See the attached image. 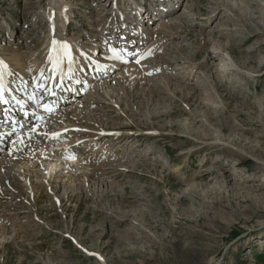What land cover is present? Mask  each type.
<instances>
[{
	"label": "rangeland",
	"instance_id": "rangeland-1",
	"mask_svg": "<svg viewBox=\"0 0 264 264\" xmlns=\"http://www.w3.org/2000/svg\"><path fill=\"white\" fill-rule=\"evenodd\" d=\"M56 1L72 16L64 36L92 55L98 53L93 57L104 62H89L96 66L109 62L107 55L101 54L107 35L101 37L93 30L96 16L102 22L111 20L107 27L113 19L124 22L132 12L135 19L137 10L130 11L135 1L142 8L151 3L0 0L1 53L32 58L47 66L43 54L50 52L53 44H47L49 26L44 13ZM119 4L123 7L119 16L112 14ZM161 5L167 6L168 13L162 11L166 15L153 25L155 31L162 24L159 37L146 28L142 32L147 33L148 44L134 43L143 51L151 48L150 56L140 61L145 70H154L133 68L137 78L129 82L126 75H120V84H114L108 98L93 91L60 107L50 118V127H45L60 130L63 139L56 136L49 146L29 152L28 159H33L29 165L11 170L25 171L32 186L39 184L38 206L27 194L32 186L19 179L23 193L14 195H24L20 206H14L15 211L2 210V214L16 212L18 216L0 222V264H264V30L255 32L247 25L249 20L262 24L264 0H171ZM127 21L130 24L120 29L127 28V34L132 35L130 27L135 22ZM167 21L175 22L168 26ZM114 25L108 28L119 27ZM97 29L101 30L100 26ZM55 30L58 27L53 28L54 34ZM54 39L59 41L56 36ZM228 56L232 68L223 65L222 59ZM2 60L9 63L4 55ZM10 69L20 78H9L17 89L25 79ZM47 75L41 76L43 82H48ZM38 77L28 78L21 87L31 90ZM89 98L100 102L87 109ZM106 100L118 102L121 115L104 105ZM81 107L85 114L77 115ZM73 112L91 122L86 126L93 129V124L99 125L97 121L106 123L108 131L116 129L112 125H120L89 155L111 145L119 148L123 141L114 143L113 138L124 133L144 157L127 153L130 158L116 161L118 168L112 176L127 169L129 174L115 180L97 176L96 180L89 169L107 159L90 166L86 161L76 165L88 156L83 148L90 139L70 143L74 136L69 139L64 133L69 128L62 123H70L65 118ZM57 117L64 119L55 122ZM74 123L88 128L79 120ZM6 146H0V153L7 154ZM48 159L61 168L52 177L45 170ZM68 161L77 167L69 166ZM139 162L143 166L139 167ZM68 173L80 175L76 177L80 180L71 185L65 176ZM5 184L15 186L8 176ZM3 202L17 201L12 195Z\"/></svg>",
	"mask_w": 264,
	"mask_h": 264
},
{
	"label": "bare ground",
	"instance_id": "bare-ground-1",
	"mask_svg": "<svg viewBox=\"0 0 264 264\" xmlns=\"http://www.w3.org/2000/svg\"><path fill=\"white\" fill-rule=\"evenodd\" d=\"M52 5L53 6H49L48 9L44 13V18L47 20L48 26H49L48 29L46 30L47 32H46V35H45V37L48 38L47 44H53L55 36L60 40L61 47H62V45L66 44L68 46V48L67 49H63L62 48V51L66 53V56L63 55L64 62L65 63L70 62V65H71L70 69H74V73H72V71H68V72L65 73L64 78H68L69 81L70 80L72 81V79H73L72 75H74V74L76 75L77 74V76H76L77 77L76 78L77 81L76 82L81 83L80 78L85 79V81H86L85 82L86 88L84 86H82L80 88V90L77 87H74L72 85V83L74 84V82H72L71 84H68V88L69 89L66 90V92L64 93V95L67 94L66 97L64 98V101H63L64 104H67L68 102L73 103L74 101H76V100H73V98H74V94L73 93H74V91H77V92L80 93L81 90L83 89V87H84V91L88 92L91 89L89 91L91 94L94 91V93H98V94L108 98L109 95H111V92L113 91L112 88L114 87V84L115 85L120 84V82H121L120 81V75H123V76L126 75L127 80L129 82H133L138 76V75L136 76L135 70H133V68L142 70L144 72H146L148 70L149 71L154 70V69L145 70L144 65H142L143 61L142 62L140 61V59L143 58V56H145V57H148V55L150 56L149 52H151V48L148 49V50L142 51L141 56L138 57L134 61L135 63H137L139 65L134 64V63L128 64L129 61L133 57V51H130V53H128L129 56H127L125 51L124 52L123 51L120 52L119 50H113V52H115V54H113V55H111L109 57L107 56V58H109V62L105 63L104 66H96V65L89 64V62L102 63V62H104V60L103 59L99 60L98 58L93 57L94 55H92V53H90L89 51H87L84 48H82L77 41H74L71 38H68V37L64 36V34L67 33L66 30H67L68 26L70 25L69 23H70V20H71L72 16L69 13H66L69 9L64 7V5L60 4L58 1H56ZM118 6H120V7H116L117 10L115 11L114 14L119 16L118 11L122 10L123 7H122L121 4H119ZM164 12L166 13L167 11H164ZM165 13H163V14L159 13V14L160 15L162 14V16H163ZM139 14L141 16V19L139 18L140 16H137V11L135 12V17L139 21L147 22L149 20V18L147 17L145 11H143V12L141 11ZM97 16H96V19H95L96 21L94 20L95 23L93 24L94 25L93 30L95 29L97 32H99L101 34L102 33L103 34H110V33H108V31L111 30V28H108L109 25L118 24L119 27H116V29L117 28L120 29L123 26V24H126V22H121V19L119 18L118 19L119 21H117V22H115L114 19H113L112 23L109 24L106 27V24L111 22V20L109 22L108 21L106 22V19H105L102 22L101 18L97 17ZM161 19H159V20H161ZM125 20L126 19L124 18V21ZM127 22L130 24L129 21H127ZM168 22H170V21H167L166 24L168 26H171V25H173V23L175 21L174 22L171 21V24H169ZM120 23L122 25H120ZM161 25H159V27L157 26L155 31L153 29V31H154L153 37H154V35H156L155 38L159 37V29H160ZM247 25L249 27L253 28L255 30V32H258V30H260V29L264 30L262 28V27H264V18L262 19V24L261 23L252 24L250 22V20H249L247 22ZM97 26H100L101 30H98ZM134 26H137V27L141 28V34H143V35H145L147 37V33L146 32H142V31H145L146 28H148V27H146L148 25L140 26V24L138 22H135ZM54 27L55 28L58 27V30L57 31L55 30L56 34H54V31H53ZM6 35H7V33H6ZM133 35H135V32L132 34V36ZM66 40H70L71 44L68 43V42H65ZM144 40H142V41L144 42ZM107 42H110V41H107ZM129 44H131V43H129ZM127 45H128V43H127ZM109 48H111V46ZM46 49H45V51H46ZM216 50L218 52L220 51V49H218V48H216ZM106 53H108V51H106ZM2 55H4L6 60L10 63V64L9 63H5V64H7L14 71H17L18 73H20V75L25 80H27L29 78V81H30V80H32L34 78L36 79V77H38V76L40 78L41 76H44V75L48 74L47 75L48 82H47V80H46V82H43V78L42 77H41V79H42L41 82L44 83V84L48 83V88H49V83L51 82L52 77L55 74V72H53V70H52L53 64H54V60H55V52H53V46H52L50 52H46V53L43 54L44 58H46V62L45 63H47V66H46V64L42 65L41 63H38V61H35L32 58L26 59V60L24 58L22 59V58L19 57V55H16L14 57H10V56L7 57L8 55H5V53H1V51H0V61H3L2 60ZM86 57H87V60H85ZM75 58H76V62L74 61ZM229 58L230 57L228 56L227 58H223L222 59V61L224 62V64H223L224 66L230 67V66L233 65L232 63H230ZM50 60H51V62H50ZM127 68H132V70L131 69H127ZM230 68H232V67H230ZM41 73H43V75H41ZM83 73H87L88 75H91V76H87L86 77V75H84ZM140 75L142 76V74H140ZM56 78H57L56 80L58 81L60 79V75H58ZM25 80H23L22 83L19 82L18 85L20 86L21 84L25 83ZM38 80L39 79L37 78L36 85L33 86L31 90H29V91L27 90V92L32 91V93H37V92L41 93V91H42L41 89L42 88L38 87V83H40ZM123 82L121 84H123ZM15 84H16V82L13 83V86ZM83 84L84 83H82V85ZM111 84H112V86H110ZM48 88H47V90H48ZM82 96H84V95H82ZM78 97L80 98L81 96H77L76 98L78 99ZM99 102L100 101H98L96 98L95 99L89 98V99H86L85 105H87L86 106L87 109H90L91 106L97 105ZM104 102H106V103L102 102L104 105H107V107L110 106L111 107V108L109 107L110 109H112V108L116 109L118 111L117 113L121 115V113L119 112L120 110L118 109L119 105H120V104H118V102H114V101H110V100H106ZM31 105H32V102L29 105H27V108H30ZM79 109H80L81 113H78L77 115L85 114L83 109H82V107L79 108ZM56 110H55V112H56ZM31 117H32V115H30V118ZM30 118H29V120H30ZM50 118H51V116H49V120H50ZM63 119H64L63 117H57L56 119H54V121L58 122V121L63 120ZM32 120H34V119H32ZM65 120L69 121L70 123H68V124L62 123V125H63L62 127H65V128L68 127L69 128L68 129L69 132L66 131L64 133L67 134V136L69 135V139H71V136H74V138L72 139V141L70 143L73 144V143H75L77 141H80V140H83V139H90L85 144L86 147L83 148V151L86 150L85 154H88V156L86 158H83V157L81 158L80 157L81 160H83V161H80L79 163L77 161L76 165L80 164V166H81L83 164V162L86 161L87 164L90 163L89 164V166H90L92 162L99 161L101 158L106 157L107 160H106L105 163L94 165L93 167H91L89 169V170H91L94 173V178H96V180H97V176H99V178L107 177L105 179L115 180V179H118V177L120 175L129 174V171L127 169V172L116 173L114 175L115 177L112 176L117 171V168H118V165L115 162L116 161H120V160L122 161V160L126 159V157H128V156H126L125 154H127V153H130V155H133L135 153H140L141 156L144 157L143 153L140 152L137 147H135L133 145H130L129 140H130L131 137L126 136L124 133H122L120 135L118 134V135L114 136V138H113L114 143L119 142L121 140L123 141L122 142L123 144L119 148L118 147L115 148L114 145H111V146L114 147V150H111V146H109L108 150H106V147H105V149L97 150V151L94 152L95 154L89 155V153L93 149V147L94 148L97 147L98 145L103 143L102 141L106 140V137L108 136V132L117 131L116 129L118 127H120V125L118 123H117V125H112V127H115L116 129L108 131V130L105 129L106 123H105V125H101L102 122L100 123V121H97L99 125H95V124L92 123L93 126H94V129H93L92 126H86V124L90 125L91 122L88 123L86 120L84 121L80 116H76L74 112L71 114V116H67V119L65 118ZM78 120H79L80 124L85 125V127H88V128L82 129V127H78L77 124L74 123V121L77 122ZM48 127H50V125ZM48 127H45L44 125L40 126V124H38V125H36L34 127L36 129L35 131H33L34 128H32L30 130V133L26 134V136H22V135H21L22 137L19 136L12 143V145L9 144L8 142L5 143L4 141H2L1 144L7 145L9 147V149L6 148L7 154H4V152L0 153V156H2V159H1V162H0V222L5 223L6 221H8L10 219H15L18 216V213H16V212L15 213H4V214H2V210L15 211L17 209H15L14 206L15 207L16 206H20V204H21L20 203L22 201V197L21 196L23 194L22 195L18 194L19 196H15L14 195V193H17V192L18 193H23L22 192V187H21L20 183H18V180L19 179L23 180L24 182L29 183V186H32V183L28 179V176H27V178L24 177L25 176V174H24L25 171L22 172V170H18L17 172H13L12 173L11 170L15 166L27 167L29 165L30 161L33 160V159H31V160L28 159V157H30V156H28L29 152H32L33 150L39 151V149H43V147L45 148L46 147L45 145L49 146V144H51L55 140L56 135H54V134H59L60 130H52V129L48 128ZM106 133H107V135H106ZM8 134H10L9 131H8ZM60 136H62V135H60ZM63 136H62V139H63ZM78 137H81V138L78 139ZM1 138L2 139H6L5 136H0V139ZM70 143H68V145ZM78 146L75 147V149H74L75 152H77V150H79ZM40 147H42V148H40ZM64 148H66V147H64ZM0 150H1V148H0ZM93 151H94V149H93ZM72 152H73V154H72ZM45 155L46 154H44L43 156H45ZM59 155H60L59 157H62L60 153H59ZM73 156H74V158H73ZM55 157H57V155ZM70 158H71V160L75 159L74 151H71ZM128 158H130V157H128ZM78 159H79V157H78ZM48 160H49L48 163L47 164L45 163L48 166V168H46L45 170L49 171V173L51 175L50 177H52L54 174L59 173L61 168L58 166V163H55V161L53 159H48ZM112 160H114V162H111ZM56 161L58 162V160H56ZM109 162H111V163H109ZM73 163H75V162H73ZM73 163L72 164L71 163H67V164H69V166L71 165V167L74 166V168H75L76 165L73 164ZM138 164H139V167L143 166V164L140 163V162ZM66 166H68V165H66ZM19 168H21V167H19ZM69 171H71V170H69ZM64 173H66V172H64ZM100 173H102V174L100 175ZM10 174H13V175H10ZM7 176H8V178H10V177L12 178V181L14 182V185H15L14 187L15 188L14 187L12 188L11 186H8L7 184H5V178H7ZM65 176L67 177V182H70L71 185L76 184V182L80 180L79 178H76V177H78L80 175L76 176L75 174L74 175H70L68 173ZM89 178L92 179V177H89ZM1 179L3 180V184H1ZM6 180H10V179H6ZM3 185L6 186L5 189H3ZM38 188H39V184H36V185L32 186L30 188V190L27 191V194L30 195L29 197L34 201V204L36 206H38V203H37L38 197H39L38 196V191H37ZM56 189L57 188H55L53 191H56ZM80 189L81 190L83 189L82 185L80 186ZM74 190L75 189H73L72 191H74ZM23 191H24V188H23ZM72 193H71V197L69 198L70 200L73 197ZM12 195L14 196L15 200L17 201L16 202L17 205L13 204L12 202L11 203H7L8 201L6 203L3 202V200H5V201L8 200V198H10V196H12ZM60 203H61V205H63V203H65L64 199L61 200ZM19 213L23 214L24 212L23 211H19Z\"/></svg>",
	"mask_w": 264,
	"mask_h": 264
},
{
	"label": "snow or ice",
	"instance_id": "snow-or-ice-1",
	"mask_svg": "<svg viewBox=\"0 0 264 264\" xmlns=\"http://www.w3.org/2000/svg\"><path fill=\"white\" fill-rule=\"evenodd\" d=\"M56 44H57V42L56 41H53V52H56L57 55H64V56H66V53L65 52H63V51H61V50H59V49H57L55 47ZM62 48L63 49H67L68 46L65 44V45H62ZM50 62H51V60H50ZM6 67H7V65L4 64L3 61H0V68H6ZM55 71H56V69L53 68V72H55ZM41 75H43V73H41ZM0 78H2V73H0ZM38 87L39 88H42V89H47V85L44 84V83H42V82L38 83ZM0 92H2V90H0ZM4 102L5 101L3 100V96H2V94H0V103H4ZM48 110H51V109H48ZM35 130L36 129L34 128L33 131H35ZM54 135L59 136L60 134H54Z\"/></svg>",
	"mask_w": 264,
	"mask_h": 264
}]
</instances>
